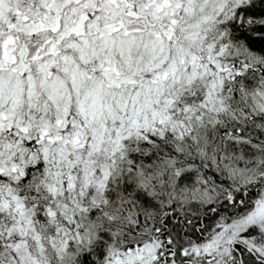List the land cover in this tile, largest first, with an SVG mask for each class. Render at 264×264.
I'll return each mask as SVG.
<instances>
[{"label": "snow or ice", "instance_id": "6c2138e0", "mask_svg": "<svg viewBox=\"0 0 264 264\" xmlns=\"http://www.w3.org/2000/svg\"><path fill=\"white\" fill-rule=\"evenodd\" d=\"M0 264H264V0H0Z\"/></svg>", "mask_w": 264, "mask_h": 264}]
</instances>
